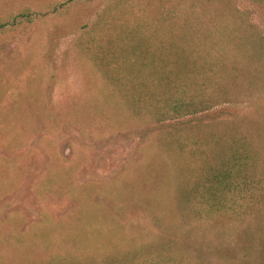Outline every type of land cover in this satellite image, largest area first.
Returning <instances> with one entry per match:
<instances>
[{
    "label": "rangeland",
    "instance_id": "374dc122",
    "mask_svg": "<svg viewBox=\"0 0 264 264\" xmlns=\"http://www.w3.org/2000/svg\"><path fill=\"white\" fill-rule=\"evenodd\" d=\"M65 1L0 0V18L26 9L34 18L0 31V264H102L151 245L157 218L177 230L190 264H264V254L240 258L251 221L184 223L177 207L204 162L246 150L264 163V0ZM164 10L174 18L164 37H142ZM158 63L155 80L173 82L197 65L187 86L200 84L210 108L160 122L131 116L108 76ZM262 208L251 231H264Z\"/></svg>",
    "mask_w": 264,
    "mask_h": 264
},
{
    "label": "trees",
    "instance_id": "16d2710c",
    "mask_svg": "<svg viewBox=\"0 0 264 264\" xmlns=\"http://www.w3.org/2000/svg\"><path fill=\"white\" fill-rule=\"evenodd\" d=\"M80 0H67L60 5L73 6ZM91 1V0H85ZM63 6V7H64ZM62 7V6H60ZM56 10V8H53ZM29 9L25 12H21L15 16H8L6 18H0V31H5L8 27L14 28L18 23L16 20L28 23L32 22L34 18L30 16ZM48 14V13H44ZM161 16L166 17L158 20L155 24V35L144 31L141 34L142 37H152L154 39H161L162 36L159 31L162 29L164 23L169 18H173L168 10H164L160 13ZM171 16V17H170ZM192 18L186 22L189 26L197 25L192 23ZM165 25V24H164ZM165 37L171 38V41H183L185 45L180 48L187 49L192 46L186 39V34L183 31L180 32H166ZM179 35H183L180 36ZM260 37L256 38L259 39ZM246 41L247 39H242ZM166 41V40H162ZM213 42H219L220 46H223V40H214ZM203 43L200 46H215V43ZM169 44L160 46L159 48L149 45L148 50L150 55H157L162 50L168 51ZM158 49V50H157ZM204 49V48H203ZM83 51L89 53V49L82 48ZM137 55V53H136ZM121 64H126V59L121 60L117 66L121 67ZM155 64V63H151ZM109 65L101 67L104 74L109 72ZM161 63L157 65H151V68H144L140 70L136 76H131L130 73H135L132 69L129 70L128 77L124 78H112L108 76L109 80L119 90H123L125 104L128 107L129 113L132 115L148 113L155 122L168 120L171 118H181L189 115H195L199 112L206 111L210 106L206 105V99L200 84H196L194 89L187 86L193 83L196 76H199L200 69L197 65L192 63L190 68H186V72L176 82L170 81V74L166 77L157 76L158 68ZM148 67V65H146ZM151 71L148 72V71ZM135 71V70H134ZM154 74L150 76V74ZM198 73V74H197ZM201 89V90H200ZM202 157L206 154H201ZM224 158L213 162H204L200 167L198 175H189L186 179L189 183V188L183 193L179 194L178 211L183 216L182 221L184 223L210 222L217 217L221 218H233L241 224L249 223V227L252 220L255 219L257 212L263 209L264 205V163L259 154H252L246 150H236L231 154L223 156ZM257 222V221H256ZM151 230L156 233V239L151 244H146L141 250L127 251L126 254L122 253L116 255L109 253L103 256L102 264H190V254L179 250L175 242L176 236H173L174 232L169 233L170 227L163 219L157 218L154 223H149ZM247 228V231L243 233L246 236V247L242 245L240 249L243 262L248 257L255 259L262 258L264 254L262 244L259 243V236L264 235V231L259 225L254 227V230ZM263 231V232H262ZM263 238V237H262ZM264 239V238H263ZM244 238L239 239V243L242 244ZM132 252V253H128ZM215 261H223V258H213ZM207 264H212L211 261H206ZM204 264V263H201ZM249 264V263H248Z\"/></svg>",
    "mask_w": 264,
    "mask_h": 264
}]
</instances>
